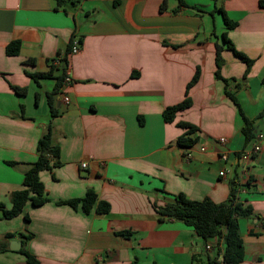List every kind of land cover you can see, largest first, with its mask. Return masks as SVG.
Masks as SVG:
<instances>
[{
    "label": "crops",
    "instance_id": "1",
    "mask_svg": "<svg viewBox=\"0 0 264 264\" xmlns=\"http://www.w3.org/2000/svg\"><path fill=\"white\" fill-rule=\"evenodd\" d=\"M185 1L205 11L179 7L178 0H0V264H32L26 252L39 264H206L216 255V239L206 241L181 220L161 219L156 208L179 193L227 202L236 176L238 200L253 209L238 218L240 264H264V137L247 173L237 157L264 135V5ZM225 33L252 60L249 67ZM74 39L80 49L71 55ZM13 41L19 42L15 55L6 51ZM58 54L69 57V103L59 91ZM198 69L190 107L167 122L163 111L186 97ZM244 116L254 119L250 143ZM179 121L196 126L195 144L177 142L187 130ZM50 126L60 163L39 173L48 201L28 200L20 214L6 218L4 208L24 188ZM226 149L227 162L219 155ZM224 167L232 168L226 177ZM89 188L110 204L108 212L60 203L83 198ZM13 240L19 249L11 248Z\"/></svg>",
    "mask_w": 264,
    "mask_h": 264
},
{
    "label": "trees",
    "instance_id": "2",
    "mask_svg": "<svg viewBox=\"0 0 264 264\" xmlns=\"http://www.w3.org/2000/svg\"><path fill=\"white\" fill-rule=\"evenodd\" d=\"M214 1L217 2L219 0ZM262 4L264 5V0H262ZM178 6H185L197 11H205L203 8H200L194 4H190L185 0H178ZM164 7L165 3L162 4L161 8L163 9ZM215 9L220 10L224 16L226 15L221 6L216 4ZM225 20L228 27H233L235 25V22L229 20L227 16H225ZM224 38L228 43V46L234 50L236 55L240 56L244 61H246L249 67L252 63V60L234 48L233 43L227 39L226 33ZM221 48V45H217V65L219 68L221 67L223 61L220 56ZM6 51L11 55L18 54L19 42L13 41L10 43L6 48ZM28 61L32 62L33 59L30 58ZM62 61L64 67L67 62L66 57H64ZM219 68L217 70L218 74ZM199 73L200 72L198 69L191 81L187 84L186 97L179 103L166 107L163 111L164 119L167 122H173L178 112L190 107L192 100L190 96H188L189 90L193 84L198 81ZM46 75L47 73L34 74L36 78ZM262 82L264 83V78L262 79ZM61 83L62 80L60 82L59 91L61 88ZM14 88L20 94H24L26 92L25 88H20L17 86ZM232 97L234 98L233 95ZM56 114L57 110L51 106V117H54ZM177 124L185 128L187 127L186 132H184L178 138L177 142L182 146H191L195 144L197 137H191L190 135L195 132L197 129L196 126L181 121H179ZM254 129V119H249L248 117L244 116L242 132L245 135L247 143H250L255 139L256 132ZM37 149L39 156L34 162L33 166L24 175V188L14 191L11 195L12 207L9 209L4 208V217L6 218H11L20 214L28 200H30L34 205H40L48 201V198L45 196V186L39 178V173L41 170L51 168L53 165L60 163L58 159V147L52 143L51 126L49 131L39 140ZM230 183L231 197L227 202L216 203L210 198L192 200L184 193H179L174 196L172 202L156 208V211L160 215L161 219L168 218L181 220L185 224L192 226L197 234L206 241L210 242V240L216 239V243L214 244L216 255L214 258L207 260L206 264H216L218 262L219 256L222 257V264H240L245 257L244 241L240 234L238 218L239 216L253 214V209L250 204L241 202L237 198V176L233 177ZM60 203H68L73 207L81 205L82 209L86 212H90L94 205H96V211L98 213H106L110 210V204L104 200L98 199V194L92 188L87 190V193L83 198L61 200ZM0 206L3 207L1 202ZM11 235L12 234H10V236ZM21 236L25 237V235L22 233ZM22 249L23 248H21V251ZM26 255L28 262L32 264H39V261L35 258V256L28 252H26ZM130 264H139V262L135 260Z\"/></svg>",
    "mask_w": 264,
    "mask_h": 264
},
{
    "label": "built area",
    "instance_id": "3",
    "mask_svg": "<svg viewBox=\"0 0 264 264\" xmlns=\"http://www.w3.org/2000/svg\"><path fill=\"white\" fill-rule=\"evenodd\" d=\"M80 49V44L78 42L77 39H74L72 42H71V55L73 54H76L78 53ZM66 57L67 59V62L64 66V75H63V79H62V83H61V97H62V100L66 103H69L70 101V96L69 94L66 92V89L67 87H69L71 84H72V76H71V73H70V67H69V57L65 54H58L55 58H54V64L56 65H60L63 63L62 59ZM264 135L262 133H259L258 136H257V142L253 145V147L250 149V150H244L242 152H239L237 154V157L238 159H240L243 164H244V172H248V164L250 162V160H252L253 158H255V156L260 152L261 150V140L263 139ZM227 138L222 136L219 138V141L222 143V144H225L227 142ZM200 149L202 151L206 150V147L205 146H201ZM220 157L222 160L224 161H228L231 154L230 152L226 149V150H222L220 153H219ZM187 156L188 157H191L192 156V152L189 151L187 153ZM86 163H83V166H85ZM232 172V168L231 167H224L222 170H220V175L221 176H228L229 173ZM208 249H212V247L209 245L207 247Z\"/></svg>",
    "mask_w": 264,
    "mask_h": 264
},
{
    "label": "water",
    "instance_id": "4",
    "mask_svg": "<svg viewBox=\"0 0 264 264\" xmlns=\"http://www.w3.org/2000/svg\"><path fill=\"white\" fill-rule=\"evenodd\" d=\"M21 245H22L21 242L18 240H13L11 242V248L15 249V250L19 249L21 247Z\"/></svg>",
    "mask_w": 264,
    "mask_h": 264
},
{
    "label": "rangeland",
    "instance_id": "5",
    "mask_svg": "<svg viewBox=\"0 0 264 264\" xmlns=\"http://www.w3.org/2000/svg\"><path fill=\"white\" fill-rule=\"evenodd\" d=\"M61 94V93H60Z\"/></svg>",
    "mask_w": 264,
    "mask_h": 264
}]
</instances>
